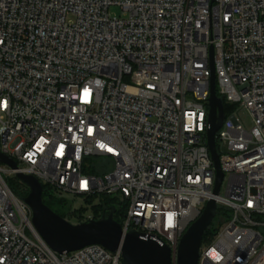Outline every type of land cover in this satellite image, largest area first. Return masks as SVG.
Masks as SVG:
<instances>
[{"label": "built area", "instance_id": "1", "mask_svg": "<svg viewBox=\"0 0 264 264\" xmlns=\"http://www.w3.org/2000/svg\"><path fill=\"white\" fill-rule=\"evenodd\" d=\"M212 62L216 94L233 106L216 133L218 195ZM0 152L17 164L0 162V264H125L101 244L53 250L18 173L70 206L63 195L113 200L123 233L167 244L173 264L214 198L230 216L202 241L198 264H264V0H0Z\"/></svg>", "mask_w": 264, "mask_h": 264}, {"label": "water", "instance_id": "2", "mask_svg": "<svg viewBox=\"0 0 264 264\" xmlns=\"http://www.w3.org/2000/svg\"><path fill=\"white\" fill-rule=\"evenodd\" d=\"M211 71L207 144L216 168L213 193L218 195L224 172L217 150L216 133L224 122V105L222 99L216 94V74L213 62ZM0 162L17 169L16 162L2 152H0ZM17 178L30 189L23 199L32 209L34 227L56 252L69 253L91 244H101L110 251L121 250L125 264H173L171 248L154 236L138 232L124 234L121 224L113 217L115 209L103 219L73 224L44 203V188L37 178L24 173H18ZM216 214L217 203L212 198L207 202L200 217L189 226L181 238L177 252V264H198L203 234Z\"/></svg>", "mask_w": 264, "mask_h": 264}, {"label": "trees", "instance_id": "3", "mask_svg": "<svg viewBox=\"0 0 264 264\" xmlns=\"http://www.w3.org/2000/svg\"><path fill=\"white\" fill-rule=\"evenodd\" d=\"M233 109V106L227 104L226 102L224 103V114L225 116H227L229 114V112H231V110ZM17 182L18 179L17 178H13V179H9L8 180V184L9 186L12 188V190L17 192ZM29 193V192H28ZM28 195V194H27ZM43 200L44 203L46 205H48L53 211H55L57 214H59L60 216L64 217V214L60 212V205L62 206H69V202L65 199L62 198H58L53 191H51L50 188H48L46 185L44 186V190H43ZM86 204H92L95 201L92 199H87ZM113 200L108 199V198H101L99 201L98 205L93 206L95 212L99 211V210H103L105 212V215L108 216L111 211L113 209H115L116 207H111L109 204L112 203ZM88 208L85 207H81L78 211L80 218L83 217L85 211ZM123 214V209L121 210H116L114 218L116 221L120 222L121 221V217ZM230 216V211L228 209H223V208H218L217 209V214L215 216V218L213 219L211 225L205 230L204 234H203V238L202 241L205 242L206 240H209L208 238L213 236L219 229L220 225L222 224L221 218H227Z\"/></svg>", "mask_w": 264, "mask_h": 264}, {"label": "rangeland", "instance_id": "4", "mask_svg": "<svg viewBox=\"0 0 264 264\" xmlns=\"http://www.w3.org/2000/svg\"><path fill=\"white\" fill-rule=\"evenodd\" d=\"M110 12L112 15H116V16H121L122 15V10L119 7H112L110 9ZM238 115L243 123V125L246 127V129H251L254 126V119L253 116L251 115V113L248 110L245 109H241L238 112ZM2 165H6L5 163H1ZM13 179V178H10ZM17 189L20 191H25L24 187L17 182ZM222 194H225V183L222 187L221 190ZM65 198H67L68 200H71L73 205H67V206H62L60 205V212L64 214L65 219H67L68 221H71L72 223H77L78 219L77 216L80 213L78 210L75 211L74 209H80L82 206L85 208H88L84 214H91V213H97L94 210L95 205L99 204V200H97L96 202L92 203V204H86L85 200L80 197V196H70V195H63ZM69 211H71V213H69ZM221 226H225V224H221Z\"/></svg>", "mask_w": 264, "mask_h": 264}]
</instances>
